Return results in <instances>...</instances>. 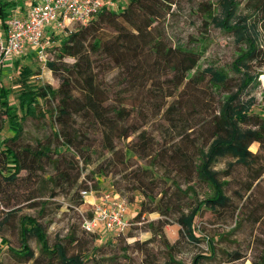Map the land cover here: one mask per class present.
<instances>
[{
	"label": "rangeland",
	"instance_id": "rangeland-1",
	"mask_svg": "<svg viewBox=\"0 0 264 264\" xmlns=\"http://www.w3.org/2000/svg\"><path fill=\"white\" fill-rule=\"evenodd\" d=\"M104 1L106 7L114 11L127 3V0ZM173 1L167 12L154 22V32L162 33L163 41L167 45L199 48L201 55L188 75L205 67H212L227 72L228 78L218 89L210 88L206 78L186 86L185 90L180 85L171 96L165 98L161 111L168 104L177 103L182 115L173 124L167 125L160 111L141 129H146L159 143L180 135L175 136L178 145L191 152L206 147L210 136L207 129L209 117L217 111L223 93L232 92L236 88L238 73L233 72L230 66L243 46L236 41L235 32L226 31L214 22L223 16L221 0ZM231 1L233 13L227 23H241L251 33L255 30L256 43L261 46L264 34L259 26L260 13L255 11V7L245 4L247 0ZM209 14L214 17V21ZM103 28L109 29L105 24ZM18 57L20 56L0 64V84L9 87L7 98L22 127L21 134L16 139L1 141L3 137H10L12 132L0 116V264H58L55 255L39 252L40 242L32 236L27 241L32 251L31 258L16 256L8 250L19 248L18 222L21 215L33 217L41 225L48 247L60 241L65 247L66 255H79L83 264H191L195 255H203L198 264L261 262L264 248V170L255 177L260 169L258 163L251 169H245L238 164L231 166L230 176L225 177L228 179L225 194L232 201L231 207L211 211L201 206L192 220L195 239L188 241L178 234L179 226L175 217L179 211L176 207L180 206L182 212L187 213L191 206L209 193L195 174L191 176L184 171L177 175L171 163L175 159L166 158L165 166L156 163L155 168L147 172L148 182H151L147 188L150 191L147 192L153 196L150 201L140 191H131L130 183H126L127 176H132L133 171L147 167L143 158L132 157L126 166L120 164V174L108 168V164H105L101 173L94 172L93 168L104 157H109L111 151H105L100 158L85 163L72 146L70 148L59 144L60 138H55L56 125L48 115L56 102L55 98L37 99L38 108L47 113L43 117L24 116L16 98L22 84L18 80L17 70L14 67L6 70V67L9 68L8 64ZM47 61H52L60 69V61L70 64L73 59L65 56L59 60L57 47H50ZM21 64L32 71L24 80L25 84L34 87L47 84L51 89L58 87L60 73L51 72L33 54L23 59ZM260 69L262 75L258 76L259 84L248 85L241 94L242 99L253 96L256 102L260 101L261 91L264 90V67ZM98 72L99 75L105 73L102 69ZM160 74L162 75L161 72ZM253 109L256 111L257 107L254 106ZM80 118L76 117V124L81 122ZM134 135L132 133L125 139L115 140L114 149L123 152L125 144ZM256 145L251 143L248 149L256 152ZM5 147L16 152L21 164L26 167L19 169L11 180L4 177L12 172V166L8 161L1 163V152ZM39 150L46 151V154L44 152L34 159L33 152ZM228 161H231L229 156L219 158L213 169L223 171ZM137 171L139 175H144L140 170ZM62 172L66 175L63 180L60 178ZM171 180H176L181 190L186 186L190 190L184 195L179 194L171 185ZM115 181L120 182V195L126 201L125 217L128 226L119 233L86 231L82 228L81 221L91 214L92 206L89 202H92V196H98L101 191L106 190L109 183ZM247 185H250L248 190L245 189ZM85 188L91 189V194L83 199L80 191ZM159 190L166 192L163 201L176 202V207L172 206L174 208L166 215L146 211L155 205L156 192ZM79 200L81 202L77 204ZM140 207L145 211L136 216ZM69 234L75 241L67 240ZM233 253H237L239 258L232 259ZM168 254L171 255L173 263H167Z\"/></svg>",
	"mask_w": 264,
	"mask_h": 264
},
{
	"label": "trees",
	"instance_id": "trees-1",
	"mask_svg": "<svg viewBox=\"0 0 264 264\" xmlns=\"http://www.w3.org/2000/svg\"><path fill=\"white\" fill-rule=\"evenodd\" d=\"M173 2V0H127L126 5L117 11L104 4L85 24L74 26L75 28L67 34L51 36L48 48L57 47L58 59L61 60L65 56L73 59L70 64L60 61V69H57L52 61L45 63L51 72L60 73L56 89H51L47 84L35 87L25 84L24 80L32 71L21 62L30 56L31 52L12 60L6 70L13 67L17 70L18 80L22 84L16 98L24 116L43 117L47 113L38 108L37 99H56L48 115L56 125L55 138H60L59 144L70 148L72 146L85 163L100 158L105 151H111L109 157H104L93 168L94 172L101 173L105 164H108V168L120 174V164L126 166L132 157L143 158L147 167L137 170L144 175H139L137 170L133 171L132 176H127L126 183H130L131 191H140L150 201L153 200V196L147 192L150 191L147 188L151 184L147 177L156 163L165 166L166 158L175 159L171 163L177 175L184 171L191 176L195 174L209 193L191 206L187 213L182 212L180 206L176 207V202L163 201L165 190L156 192L155 205L146 209L149 212L156 211L160 215H166L176 207L179 211L175 217V222L179 226L178 234L190 241L195 239L192 220L201 206L211 211L231 207L232 201L225 194V186L228 183L225 177L230 176L233 164L251 169L258 163L260 169L255 177L264 170V90L261 91L259 102H256L253 96L241 98L248 85L259 84L258 76L262 72L260 68L264 67V42L261 46L256 43L255 30L251 33L241 23L228 24L227 21L233 13L232 1L221 0L223 16L216 21L211 14L209 17L218 27L235 32L236 41L243 46L230 66L233 72L238 73L236 88L232 92L223 93L217 111L209 117L207 129L210 136L204 149L191 152L183 150L175 140V136L180 135L169 137L170 139L159 143L146 129L141 128L161 111L163 101L172 95L174 89L181 85L182 90H185L186 86L204 81V78L210 88L218 89L228 78L227 72L212 67H205L188 75L201 55L199 48L167 45L163 41L162 33L154 32V22L167 12ZM245 4L255 7V11L260 13L259 26L264 34V0H247ZM14 6L10 1L0 0L1 30L5 27V20L13 12ZM104 24L109 29H104ZM99 69L105 73L99 75ZM8 93L9 87L0 84V116L12 132L10 137H3L1 141L14 140L22 131L20 120L7 98ZM178 105L170 103L161 111V117L167 125L173 124V121L182 115ZM254 106L257 107L256 111L253 109ZM77 116L81 117L78 124ZM132 133L135 135L127 141L123 152L114 149L115 140L125 139ZM251 143L257 144L256 152L248 149ZM44 152L46 154L43 150L35 151L32 157L35 159ZM83 152L87 154L84 155ZM1 155V163L8 161L12 166V172L5 176V179H13L19 169L26 168L21 164L18 154L11 148L5 147ZM224 156L231 158L226 168L223 171L213 169L218 159ZM65 176V173H60L62 180ZM171 185L182 195L190 190L188 186L181 190L176 180H171ZM249 186L247 185L245 189L248 190ZM108 187L113 193L121 196L119 181L109 183ZM80 202L81 200L77 204ZM139 203L141 204L142 200ZM144 211L145 209L140 207L136 216ZM31 236L40 242L39 252L55 255L58 264H83L79 255H66L65 247L60 241L48 247L41 225L27 215L19 217V248L8 250L16 256L31 258L32 251L27 243ZM68 238L69 242L75 241L71 234ZM167 248L170 246L167 245ZM201 256L203 255H195L191 264H198ZM237 258L239 255L233 253L232 259ZM173 262L171 255L168 254L167 263ZM263 262L264 248L261 262L250 264Z\"/></svg>",
	"mask_w": 264,
	"mask_h": 264
},
{
	"label": "built area",
	"instance_id": "built-area-1",
	"mask_svg": "<svg viewBox=\"0 0 264 264\" xmlns=\"http://www.w3.org/2000/svg\"><path fill=\"white\" fill-rule=\"evenodd\" d=\"M15 6L23 3L25 10L14 11L5 20L0 32V64L30 50L42 64L48 58L51 36L67 34L75 25L85 24L106 4L104 0H9ZM5 59V60H4ZM91 194V189L80 191L81 197ZM91 214L83 218L81 226L86 231L120 232L128 226L125 217L126 201L107 187L98 196H92Z\"/></svg>",
	"mask_w": 264,
	"mask_h": 264
},
{
	"label": "crops",
	"instance_id": "crops-1",
	"mask_svg": "<svg viewBox=\"0 0 264 264\" xmlns=\"http://www.w3.org/2000/svg\"><path fill=\"white\" fill-rule=\"evenodd\" d=\"M14 9V8H13ZM25 10V6L23 5V3H20L19 5H16V7H15V10H13L14 11V13L15 14H17V15H20V14H22V12ZM28 52H30V50H25L22 54H26V53H28ZM21 54V55H22ZM20 56V55H19ZM89 201H90V199H88ZM92 200V199H91Z\"/></svg>",
	"mask_w": 264,
	"mask_h": 264
}]
</instances>
